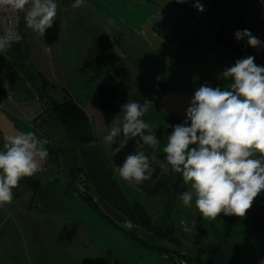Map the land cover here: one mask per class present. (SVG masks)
Returning <instances> with one entry per match:
<instances>
[{"label":"rangeland","instance_id":"obj_1","mask_svg":"<svg viewBox=\"0 0 264 264\" xmlns=\"http://www.w3.org/2000/svg\"><path fill=\"white\" fill-rule=\"evenodd\" d=\"M57 2L61 32L54 46L42 44L22 22L21 31L29 39L26 36L0 55V149L5 137L32 131L48 141L49 152L40 170L13 189L12 202L0 207V264H174L161 250L150 248L153 243L204 255L209 245L219 242L217 229L230 239L239 264H259L264 260V193L254 197L245 213L221 212L210 220L196 209L195 196L191 208L183 205L180 195L190 186L169 166L161 170L171 176L170 190L154 194L122 180L114 171L127 197L139 201L152 224L170 229V243L159 241L145 224L142 228L133 220L128 226L115 223L96 190L98 167L115 169L104 136L123 118L120 112L110 124L104 121L98 87L107 72L126 83L129 101L147 105L142 118L160 138L150 155L154 164L166 165L157 155L164 153L172 131L167 125L184 122L190 99L200 86L223 90L230 81L219 74L237 59L252 55L245 41L238 47L231 44L234 33L248 29L264 41V24L257 20L264 0H201L212 7L205 19L191 12L196 10L193 0L188 14L174 0H85L75 9L73 0ZM161 10L168 11L169 17L156 14ZM190 17L203 28L190 22ZM167 33L175 45L158 39ZM258 56L264 63L263 50ZM70 98L90 118L94 141L83 153L53 109L54 100ZM94 145L103 149L106 164ZM86 151L93 153L91 160ZM86 181L93 185L94 189H87L95 194L93 202L109 217L100 216L84 197L76 196L77 189H86Z\"/></svg>","mask_w":264,"mask_h":264},{"label":"clouds","instance_id":"obj_2","mask_svg":"<svg viewBox=\"0 0 264 264\" xmlns=\"http://www.w3.org/2000/svg\"><path fill=\"white\" fill-rule=\"evenodd\" d=\"M84 2L73 0L71 7ZM58 6L57 0H0V55L21 38L15 31L20 14L28 29L45 35L56 21ZM193 7L204 11L201 0H193ZM234 38L257 54L264 50V41L248 29L237 30ZM255 59L252 55L237 59L221 72L219 77L230 81L223 90L200 86L184 122L167 125L172 131L163 148L166 165L161 167L180 174L191 189L180 200L191 208L195 196V207L205 219L215 220L221 212L243 214L254 197L264 193V63L257 65ZM147 111L146 104L136 101L121 106L122 120H116L104 136L105 143L114 146V156L137 140L150 149L159 146L156 131L142 118ZM47 143L32 131L5 137L0 149V207L12 202L13 189L21 180L40 170L49 156ZM151 165L145 151L134 150L115 171L122 180L140 184L152 179Z\"/></svg>","mask_w":264,"mask_h":264},{"label":"trees","instance_id":"obj_3","mask_svg":"<svg viewBox=\"0 0 264 264\" xmlns=\"http://www.w3.org/2000/svg\"><path fill=\"white\" fill-rule=\"evenodd\" d=\"M257 20L260 26L264 24V21H259L258 16ZM60 32V24L58 21H55L53 27L51 29H48L45 33L44 37L46 43L48 45H51L57 42L60 37ZM231 38V44L238 47V41H236L233 36ZM249 50L252 55L256 57L254 49L248 47V51ZM256 60L258 61V63H256ZM255 63L257 65L262 64V62H260L257 58L255 59ZM129 98V89L126 83L121 78L115 76L111 70H109L98 87V101L105 123L110 124L120 114L121 106L127 103L129 101ZM53 109L63 125L67 126L72 137L80 143L83 153L85 151V147L91 146L92 142L94 141V135L91 131H89L90 128L88 127L90 118L87 111L82 106H80L74 100V98L66 99L61 102L54 100ZM113 147L114 146H111V149ZM93 148L98 151L97 155H100L101 160L104 162L105 160L103 159H105V154L101 146L94 145ZM134 150L145 151V153L152 160V166L154 167L152 179L150 181L140 183V187L142 188V190L147 191L149 194H154L162 189L170 190V185L172 183L171 176L163 172L160 165H158L157 163L154 164V159L150 155L152 149L147 148L146 146H142L139 140L130 142L124 150H122L115 156L113 155L112 151V158L115 169L118 165H121L123 163L125 156ZM92 155L93 153L90 152H87L86 154V156L88 157L91 156L90 160L92 158ZM165 155V153H159L157 157L164 159ZM85 163L87 162L85 161ZM115 169L106 168L104 166L103 169L102 167L99 169L98 167L97 172H101V174L98 173L100 174L98 175L99 185L96 190L98 201L103 203L104 205L112 206L122 214L125 210L127 213L125 212L124 214L129 218L131 222L132 220L135 221V223L142 226V228H145V225L150 226L149 230L154 234H157V238L159 241L172 243L173 240L170 236V229H162L160 226L152 224L151 220L148 218L146 210H144V208L140 205L139 201L132 202L131 199L127 197L124 189L122 188L123 185L115 177ZM87 189H94L93 185L89 181H86V189H84V191L77 194L76 196L84 197L83 200L85 201V203H89L90 207L100 216L109 217L106 213L102 214L101 210L93 202V199H95V194H89L87 192ZM115 223L119 224V222L117 221ZM216 232L219 236V242L209 245L207 247V252L204 255L200 254L198 256H194L183 251L180 247L164 246L162 244L158 245L156 243H153L150 248H154V250H161L160 253L163 254L166 259L172 260L174 264V260L178 257L186 258L194 264H239L238 256L230 239H228L221 230L217 229ZM163 234L166 235V239ZM136 235V233L132 234L134 238ZM167 238L169 239L168 241Z\"/></svg>","mask_w":264,"mask_h":264},{"label":"built area","instance_id":"obj_4","mask_svg":"<svg viewBox=\"0 0 264 264\" xmlns=\"http://www.w3.org/2000/svg\"><path fill=\"white\" fill-rule=\"evenodd\" d=\"M159 1V0H158ZM190 0H185L184 3H181L182 5H185L187 3H189ZM189 5V4H188ZM204 5V11L201 12L196 8V18H203L207 12H209L211 10V5L210 4H203ZM258 19L259 21H264V2L261 3V5L259 6V10H258ZM21 25H22V19H21V15H19V17L16 20V24H15V31L19 34V36L21 37L19 41L24 39V36L21 32ZM2 102V97L0 96V105ZM79 187V186H78ZM82 187V186H80ZM78 192L77 194L81 193L82 191H84V187L77 189ZM175 264H194L192 262H190L188 259L183 258V257H178L175 260Z\"/></svg>","mask_w":264,"mask_h":264},{"label":"crops","instance_id":"obj_5","mask_svg":"<svg viewBox=\"0 0 264 264\" xmlns=\"http://www.w3.org/2000/svg\"><path fill=\"white\" fill-rule=\"evenodd\" d=\"M175 2H176V0H174ZM206 2V1H205ZM158 3H161L160 2V0H159V2ZM177 3V2H176ZM180 7H181V11H187L186 13L188 14V12H189V8H192V6L189 4V3H187V4H185V5H182L181 3H177ZM189 4V5H188ZM159 12V11H158ZM158 12L156 13L157 15H159V16H163V17H166V18H168L169 17V14H168V11L167 12H165L164 10H161L160 12H159V14H158ZM191 12H194V14H195V16H196V10L195 9H193V11L191 10ZM166 14V15H165ZM21 15V14H20ZM197 17V16H196ZM173 18V17H172ZM206 18V15L203 17V19H205ZM21 19H22V16H21ZM189 21L190 22H196L197 23V20H196V18H191L190 17V19H189ZM22 22H23V19H22ZM197 26L199 27V28H203L202 27V25L201 24H199V23H197ZM22 32V31H21ZM22 34H23V36H24V39H25V37L27 36V33L26 32H22ZM37 34V33H36ZM156 34V33H155ZM187 35H190L191 37H198L197 36V33H195V34H191V33H186ZM38 35V37H39V39H40V41H41V43L42 44H44V43H46V41H45V35H39V34H37ZM158 36V35H157ZM168 36H170L168 33L166 34V37L164 36V35H161V37H159L158 39L160 40V41H165L166 43L168 42V46H173V45H175L176 44V42L174 41V42H170V40H169V38H168ZM180 36V35H179ZM178 36V37H179ZM27 38H28V36H27ZM29 39V38H28ZM59 40V39H58ZM164 42V43H165ZM170 42V43H169ZM57 42H55V43H53V44H51V45H47L48 47L49 46H54L55 44H56ZM47 44V43H46ZM47 47V48H48ZM255 52V54H256V58L260 61V62H262L261 60H260V58H259V56H258V54H257V52L256 51H254ZM263 57H264V50H263ZM256 63H258V61L256 60Z\"/></svg>","mask_w":264,"mask_h":264},{"label":"water","instance_id":"obj_6","mask_svg":"<svg viewBox=\"0 0 264 264\" xmlns=\"http://www.w3.org/2000/svg\"><path fill=\"white\" fill-rule=\"evenodd\" d=\"M105 208L109 216H111L115 221L122 223L125 226H128L130 223H132L124 214H122L112 206L106 205Z\"/></svg>","mask_w":264,"mask_h":264}]
</instances>
